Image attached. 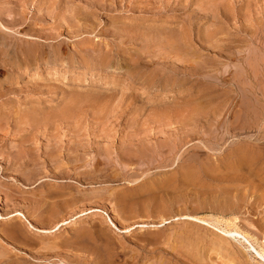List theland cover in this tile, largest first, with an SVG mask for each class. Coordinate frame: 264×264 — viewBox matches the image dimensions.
Here are the masks:
<instances>
[{
    "label": "rangeland",
    "instance_id": "1",
    "mask_svg": "<svg viewBox=\"0 0 264 264\" xmlns=\"http://www.w3.org/2000/svg\"><path fill=\"white\" fill-rule=\"evenodd\" d=\"M14 212L0 264H264V0H0Z\"/></svg>",
    "mask_w": 264,
    "mask_h": 264
},
{
    "label": "bare ground",
    "instance_id": "2",
    "mask_svg": "<svg viewBox=\"0 0 264 264\" xmlns=\"http://www.w3.org/2000/svg\"><path fill=\"white\" fill-rule=\"evenodd\" d=\"M103 8V7H102ZM60 110V109H59ZM26 112H28V111H26ZM23 113V112H22ZM25 113V112H24ZM26 114V113H25ZM24 114V115H25ZM33 114V113H32ZM60 115V114H59ZM28 116V115H27ZM34 116V115H33ZM36 116H38V115H36ZM24 117V116H23ZM31 117H32V115H31ZM26 119V118H25ZM33 119V118H32ZM36 119V118H35ZM35 119H33V120H35ZM25 121H28V120H25ZM36 121V120H35ZM34 121V122H35ZM39 121V120H38ZM32 122V121H31ZM41 122V121H40ZM27 124H28V122H27ZM40 124V123H39ZM136 141V140H135ZM138 143V142H137ZM135 144V143H134ZM130 146V145H129ZM132 147V146H131ZM135 152V151H134ZM139 154V153H138ZM240 156V155H239ZM253 157V156H252ZM251 157V158H252ZM77 158V157H76ZM239 159H240V157H238ZM242 158V157H241ZM203 159V158H202ZM243 159H244V156H243ZM238 160V159H237ZM245 160V159H244ZM243 160V161H244ZM239 161H242V160H239ZM242 161V162H243ZM54 162V161H53ZM251 162V161H250ZM249 162V163H250ZM56 163V162H55ZM59 163V162H58ZM73 163V162H72ZM194 168V167H193ZM203 168V167H202ZM231 169V168H230ZM68 202H70V201H68ZM195 202V201H194ZM203 202V201H202ZM231 202V201H230ZM229 203V202H228ZM59 204V203H58ZM60 205V204H59ZM60 207V206H59ZM63 206H61L60 207V209L62 208ZM156 207V206H155ZM97 211V210H96ZM91 213V212H90ZM94 213V212H93ZM12 217H20V219H22L24 222H25V224H27V227H28V229L30 228L33 232V234H37V236L38 235H46V234H49L50 235V233H49V231H47V230H45V227H44V229H36V228H33L31 225V223H29L28 222V220H26L25 219V217L24 216H22V215H20V213L18 214V213H13V214H10V215H8L7 217L5 216V217H2L1 215H0V221L1 220H7L8 218H12ZM195 217V216H194ZM75 218V217H74ZM185 218V217H184ZM190 218V217H189ZM187 219H188V217H187ZM191 219H193V217L191 218ZM190 219V220H191ZM67 220V219H66ZM195 220V223H196V221H198L201 225H204V223H205V221H204V223L202 222V221H200L199 219L197 220V219H194ZM202 220V219H201ZM71 220L69 219V222H70ZM192 222V221H191ZM208 222V221H207ZM207 222H206V224H207ZM56 223V222H55ZM198 223V224H199ZM216 223V222H215ZM31 224V225H30ZM67 224V223H66ZM211 224V223H210ZM213 224V223H212ZM211 224V225H212ZM61 225H63V222H61L60 223V221H59V223L58 224H56L55 225V227L53 228L52 227V229H51V232L52 231H55L56 230V228H58L59 226H61ZM111 225V224H110ZM209 225V224H208ZM219 225V224H218ZM228 225V224H227ZM64 226V225H63ZM206 226V225H205ZM217 226V225H216ZM229 226V225H228ZM227 226V227H228ZM142 227V226H141ZM225 228V229H220L219 228V232L222 234V236H226V237H230V238H233V237H241L242 239H244V237L242 236V234L240 233V232H236V230H232V229H228V228ZM43 228V227H42ZM218 228V227H217ZM224 228V227H223ZM216 229V228H215ZM7 230V229H6ZM9 232V231H8ZM8 232H7V234H8ZM35 232V233H34ZM11 233V232H10ZM190 234V233H189ZM182 236V235H181ZM221 237V236H220ZM200 239V238H199ZM226 239V238H225ZM247 239V238H246ZM192 242V241H191ZM198 242V241H197ZM202 243V242H201ZM195 244V243H194ZM203 244V243H202ZM250 247V246H249ZM190 248V247H189ZM40 249V248H39ZM212 249V248H211ZM216 249V248H215ZM251 249V248H250ZM207 251V250H206ZM48 252V251H47ZM221 252H222V250H221ZM253 252H254V255L256 256V257H258V258H260V259H262V260H264V257H263V255L261 254V253H258L257 251H254L253 250ZM217 253V252H216ZM221 254V253H220ZM224 254V253H223ZM185 255V254H184ZM234 256V255H233ZM224 257V256H223ZM226 257V256H225ZM229 258V257H228ZM244 260H245V258H244ZM238 262V261H237ZM184 263V262H183ZM4 264V263H3Z\"/></svg>",
    "mask_w": 264,
    "mask_h": 264
}]
</instances>
